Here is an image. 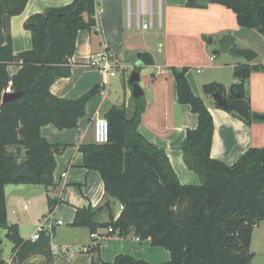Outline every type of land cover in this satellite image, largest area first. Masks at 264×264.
<instances>
[{"label": "trees", "instance_id": "1", "mask_svg": "<svg viewBox=\"0 0 264 264\" xmlns=\"http://www.w3.org/2000/svg\"><path fill=\"white\" fill-rule=\"evenodd\" d=\"M29 0H0V228L7 229L13 242L11 261L0 248V264H28L35 255L54 262L50 236L42 231L38 239L21 236L19 225L9 223L6 186L9 184L54 185L56 154L65 144L52 143L41 133L53 124L60 130L78 126L86 114L87 102L101 91L95 87L77 99L54 95L50 88L57 78L72 73L70 58L77 49L80 30L97 34V0H73L30 15L24 28L31 32V49L15 53L11 18L25 10ZM221 4L231 9L242 28L264 33V0H187L189 7ZM147 65L154 64L149 52L138 54ZM252 64L239 63L228 88L219 82L203 85L213 97L218 92L234 99H246L253 114L247 84ZM12 66H17L12 69ZM177 86L178 101L191 107L198 125L187 129L181 149L189 169L199 174L200 184H183L164 149L150 142L140 131L145 109L143 96L133 97L131 108L125 104L111 107L105 114L109 139L105 143H83L85 167L100 173L105 203L94 207L87 203L76 210L72 226L87 227L91 234L100 228H112L109 235L150 239L171 253L168 264H251L253 228L264 219V146L251 147L233 164L213 158L211 147L214 119L204 99L196 95L187 78L188 66H170ZM140 69H136L139 72ZM264 72V64H260ZM131 82V81H130ZM133 84V82H131ZM20 92L3 101L5 92ZM216 103V102H215ZM217 104V103H216ZM247 123L258 120L244 118ZM113 199L123 207L118 215ZM59 201L49 199L52 210ZM108 213L109 220L99 216ZM93 238L90 264H148L131 255L119 254L112 263L99 256L101 240ZM2 241L0 239V245Z\"/></svg>", "mask_w": 264, "mask_h": 264}, {"label": "crops", "instance_id": "2", "mask_svg": "<svg viewBox=\"0 0 264 264\" xmlns=\"http://www.w3.org/2000/svg\"><path fill=\"white\" fill-rule=\"evenodd\" d=\"M72 1L29 0L25 10L11 18L15 53L32 47L31 32L24 28V22L30 15ZM97 1V34L90 30L79 31L77 49L70 58L72 73L68 77L57 78L50 90L54 95L68 99H77L95 87H101V91L87 102L86 114L80 118L77 127L63 130L53 124L42 127L41 133L47 140L66 145L56 154L54 185L47 188L37 184H15L17 187L12 190H9L11 184L6 186L9 223H17L21 236L26 239H32L33 233L44 225L50 233L51 245L60 248L58 252L52 250L55 257L52 264H90L92 256H97L89 251L93 243L90 230L71 225L78 207L87 203L98 207L106 200L103 179L98 171L85 167L84 154L79 146L94 142L96 119L105 117L113 106L130 104L133 88L129 80L136 69H140L137 72L139 84L146 99L139 131L150 142L165 150L181 183H201L199 174L187 166L181 149L187 129L198 125V116L189 105L179 103L176 80L170 66L189 67L187 78L192 90L204 99L213 115V158L233 164L249 148L264 145V121L247 123L234 113L218 107L215 100L203 91V85L210 82H219L228 88L236 81L233 75L235 66L248 63L245 58L236 53L234 57L226 54L216 60L213 53L208 66L210 71L203 76L198 75L202 68L193 66L196 62L194 52L207 48L204 41L209 36L212 46L220 47L219 41L226 34L236 35L234 47L253 46L248 42L239 44L244 39L243 29L231 9L221 4H209L204 8L189 7L187 0ZM145 22L151 23V26L144 28ZM203 35L205 38L202 39ZM258 36L259 45L264 48V37ZM105 49L113 52L117 66L115 76L102 74L88 64L91 54ZM141 52L151 53L154 64H144L138 57ZM257 58L250 64H264ZM16 68L12 66V69ZM247 89L253 112L264 114L263 71L253 70ZM49 199L59 201L52 210ZM112 206L115 215H118L121 205L113 199ZM99 220L108 221V213L103 212ZM58 221H62V224H58ZM3 230L7 235V229ZM97 233L106 235L101 240L99 250V256L106 263H112L119 254L131 255L148 264H168L171 259L167 248L153 246L150 239H141L132 234L107 236V228H100ZM0 239L3 243L2 236ZM3 257L9 262L12 258H6L4 254ZM28 264L48 263L44 256L35 255L28 260Z\"/></svg>", "mask_w": 264, "mask_h": 264}, {"label": "rangeland", "instance_id": "3", "mask_svg": "<svg viewBox=\"0 0 264 264\" xmlns=\"http://www.w3.org/2000/svg\"><path fill=\"white\" fill-rule=\"evenodd\" d=\"M242 29H243L242 34H243L244 39H241L239 41L240 42L239 44L245 45L246 42L253 44L252 47H247V48L253 49L258 53V55H259V57L257 58L258 61H264V48H263V46L259 45V38H257V37H259L258 35H262L260 37H264V33L257 30V29H254V28H242ZM234 36L236 37V35H234ZM201 38L203 39L202 36H201ZM209 40H211L210 36H209L207 41L202 40L205 42V45L207 46L206 49L201 48L199 50L197 49V51L194 52L195 57H196V58H194V60L196 62L193 66H196V69L202 68L201 74H198L200 76H203L210 71L208 66L211 62L210 56L213 53L216 54V57H217L216 60L222 59L223 57H225L224 55H226V54L231 55L233 57L237 55L235 50H233L231 52L220 51V47H217L214 45L212 46L211 43L209 42ZM215 49H217L219 51L214 52ZM197 58H198V60H197ZM248 95L251 97L250 93H248ZM262 101H263V99H262ZM250 104H251V101H250ZM125 105L129 108L132 107V97L130 98V104L125 103ZM251 110H252V112L254 111L252 107H251ZM263 146H261V147H263ZM15 187H17V186H15V184H11L9 186V190L15 189ZM4 233H5V230H3V228H0V236H2V238H3V243L0 245V248H2L4 256L6 258H8V257L12 256L13 242ZM250 249H251V252L253 253V258L251 259V264H264V219H262L259 222L258 226H255L253 228Z\"/></svg>", "mask_w": 264, "mask_h": 264}, {"label": "water", "instance_id": "4", "mask_svg": "<svg viewBox=\"0 0 264 264\" xmlns=\"http://www.w3.org/2000/svg\"><path fill=\"white\" fill-rule=\"evenodd\" d=\"M203 38H205V35H203ZM236 42V37L232 34H226L222 37V39L219 41L220 44V50L222 52H228L230 49L234 48L235 52L245 58V60L250 63L253 62L257 57L258 53L250 48H240V47H234ZM252 70H259L260 64L259 63H252L251 65ZM131 82L132 84V95L133 97H140L144 95V90L139 84V73L135 72L132 74ZM236 83H240V81H236ZM21 95L20 92H5L3 94V101L12 100L16 97H19ZM213 99L215 102L224 107V108H231L235 112L242 115L244 118H248L250 115L258 120L264 121V114L263 113H253L250 114V106L246 99L242 98L239 94L236 95L234 99H230L228 96L224 94H220L218 92L214 93ZM259 223H257L255 226H258Z\"/></svg>", "mask_w": 264, "mask_h": 264}, {"label": "built area", "instance_id": "5", "mask_svg": "<svg viewBox=\"0 0 264 264\" xmlns=\"http://www.w3.org/2000/svg\"><path fill=\"white\" fill-rule=\"evenodd\" d=\"M151 26V23H143L144 28H148ZM214 57V56H213ZM88 64L91 67L96 68L100 73L115 76L117 73V66L114 62L113 52L109 49H105L100 53H93L89 57ZM109 139V122L106 117L98 118L94 121V141L97 143H105ZM123 207L121 206V209ZM58 224H62V221H58ZM112 228H108V232H112ZM42 231H46V233L50 236V233L47 232L44 225H40L39 228L33 233L31 238L36 240L39 238L40 233ZM93 235V238H99V234L96 232ZM51 249L55 252L60 250L59 247L51 245ZM65 250V249H64ZM52 251V252H53Z\"/></svg>", "mask_w": 264, "mask_h": 264}]
</instances>
